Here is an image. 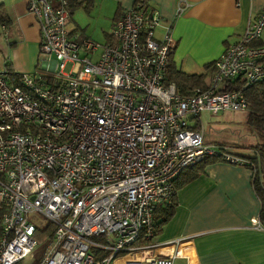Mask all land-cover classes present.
Returning <instances> with one entry per match:
<instances>
[{"label":"built area","instance_id":"2783aa9c","mask_svg":"<svg viewBox=\"0 0 264 264\" xmlns=\"http://www.w3.org/2000/svg\"><path fill=\"white\" fill-rule=\"evenodd\" d=\"M28 6L41 26L37 68L18 84L0 71V264L33 254L34 214L55 227L38 264H190L187 238L156 242L155 210L175 202V180L205 157L252 164L206 143L200 117L249 109L245 89L264 81V8L215 60L210 85L184 95L166 77L173 21L149 0L125 10L104 44L68 33L67 0ZM187 6L178 0L176 16Z\"/></svg>","mask_w":264,"mask_h":264},{"label":"crops","instance_id":"0c3cea01","mask_svg":"<svg viewBox=\"0 0 264 264\" xmlns=\"http://www.w3.org/2000/svg\"><path fill=\"white\" fill-rule=\"evenodd\" d=\"M0 1L6 16L5 22L0 23V71L7 70L9 77L15 79L37 68L41 26L29 11V0ZM135 1L95 0L93 8H78L70 17H102L108 24L101 33L105 40H110L116 20ZM149 2L160 11L164 21H173L177 40L173 67L202 87L211 83L215 60L229 44L240 39L249 21L264 8V0H188L187 8L176 16L178 0ZM74 23L67 25L70 35L80 39L95 37V32L83 28L81 21L74 18ZM260 43L264 45V37ZM250 136L251 127L249 134L240 135L232 134L227 127L204 128L206 143L228 147L248 160L255 156L252 145L256 137L251 140ZM259 171L252 164L235 165L219 159L178 188L175 183L173 214L155 233L156 242L187 238L196 253L190 264H264L263 202L255 188V183L264 180ZM255 218L261 222L258 228L252 224ZM175 264L189 261L177 258Z\"/></svg>","mask_w":264,"mask_h":264},{"label":"trees","instance_id":"16d2710c","mask_svg":"<svg viewBox=\"0 0 264 264\" xmlns=\"http://www.w3.org/2000/svg\"><path fill=\"white\" fill-rule=\"evenodd\" d=\"M94 4H95V0H67V5H68L70 15H72L75 12V10L81 7L89 10L94 7ZM5 17L6 16L4 13V4L3 2L0 1V23L1 24L5 22ZM78 39L80 38L78 37ZM111 40H113L112 35L110 37V40H107V42H110ZM11 75L13 74L11 73ZM166 77L168 81L177 83L176 85H177L178 91L184 95L192 94L196 88L206 89L208 87V86L202 87L200 85H197L195 79H192L194 80L195 83H191L190 78L183 77L182 74L179 71H177L176 68L173 67L172 60L166 69ZM15 79H16V83L18 84L20 81V78L17 77ZM239 82H240V79H236V81L233 82L232 85L227 86V88L225 89H235L238 87ZM245 94L248 98L249 108H250L247 123L250 125L253 131V136L256 137L255 144L252 145V148L255 151V156H252L250 158L251 159L250 161L252 162V166L254 165L255 167L257 166L259 168L260 175L263 176L264 175V81L247 87L245 89ZM218 160L219 159L217 157L208 156L202 159L201 161L184 168L182 172L179 174V176L177 177V179L175 180L177 188L183 182L203 172L207 164H210ZM184 171H186L185 172L186 176L184 180H182V174L184 173ZM255 188L263 202L261 216H264V180H261L260 182L255 183ZM164 206L159 208L160 209L159 217L157 216L156 218V213H155L156 232L160 231L162 225L173 214V210L175 207L174 203L164 204ZM158 207L156 208L155 212L159 210ZM5 210H6L5 205L0 202V238L3 234L2 215ZM54 233H55L54 225L48 222L44 227H41L38 229L36 237L38 239V242L45 243V248H46V246L54 238ZM94 253H96L99 256L100 252L99 250H94ZM100 255L102 256L105 255V252H101Z\"/></svg>","mask_w":264,"mask_h":264},{"label":"rangeland","instance_id":"374dc122","mask_svg":"<svg viewBox=\"0 0 264 264\" xmlns=\"http://www.w3.org/2000/svg\"><path fill=\"white\" fill-rule=\"evenodd\" d=\"M74 18L81 21L83 28H85L86 30L89 29L91 32H95V37L93 39L91 38L93 41L102 44L107 42V39L105 40V36L101 33V31L103 30L104 26L108 24V22L106 20H103L102 17H73L70 19L69 25H75ZM249 112L250 108L246 111L226 110L222 111L218 115H214L210 111H203L201 114L203 123L202 125L206 130H208L210 127L218 129L227 127L232 130V134L240 135L242 132H245V134H249L250 125L247 123ZM250 138L251 140H253V136H250ZM155 213L156 218L157 216L159 217L160 209ZM31 219L41 227H44L48 223V221L44 219V217L37 214L32 215ZM44 248L45 243L39 242L33 254L28 256L20 264H38L44 254ZM124 255L125 254H121L118 257H122Z\"/></svg>","mask_w":264,"mask_h":264}]
</instances>
